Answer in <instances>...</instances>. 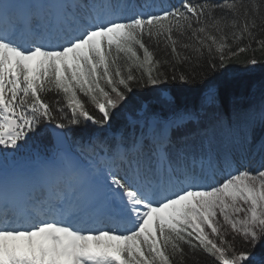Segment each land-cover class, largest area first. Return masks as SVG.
Masks as SVG:
<instances>
[{"label":"snow or ice","instance_id":"snow-or-ice-1","mask_svg":"<svg viewBox=\"0 0 264 264\" xmlns=\"http://www.w3.org/2000/svg\"><path fill=\"white\" fill-rule=\"evenodd\" d=\"M250 50L264 0H0V264H264V95L210 81Z\"/></svg>","mask_w":264,"mask_h":264},{"label":"trees","instance_id":"trees-1","mask_svg":"<svg viewBox=\"0 0 264 264\" xmlns=\"http://www.w3.org/2000/svg\"><path fill=\"white\" fill-rule=\"evenodd\" d=\"M255 56L258 63L255 66L249 65L247 62ZM210 81L216 84L224 112L227 114L233 107V102L237 106H246L248 103H258L261 96L264 95V51L251 50L240 54L234 61L228 65V71L221 75L220 72L215 73ZM189 86L181 85L179 82L169 81L158 86H141L135 89L137 99H146L155 97L160 89H164L170 95L177 99V103L183 105L185 98L190 95L186 90ZM199 87H203L200 85ZM86 99V98H85ZM91 111L95 113V109L89 105ZM126 120V113L121 112L114 124V129ZM95 130V126L89 125L87 131L90 133ZM253 142L249 146L243 158L246 163H250V168H259L264 163V152L257 150V144L264 138V127L257 126L253 130ZM38 144H32L31 150H36ZM23 155V154H22ZM239 246V245H238ZM254 252L257 254L264 253V241L257 244ZM205 264H211V261L205 257Z\"/></svg>","mask_w":264,"mask_h":264},{"label":"rangeland","instance_id":"rangeland-1","mask_svg":"<svg viewBox=\"0 0 264 264\" xmlns=\"http://www.w3.org/2000/svg\"><path fill=\"white\" fill-rule=\"evenodd\" d=\"M17 2H20V3H24V2H27L26 0H17Z\"/></svg>","mask_w":264,"mask_h":264}]
</instances>
